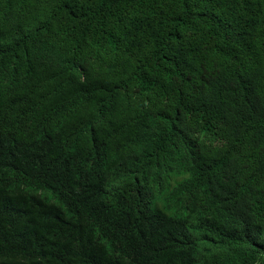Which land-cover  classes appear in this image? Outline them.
I'll use <instances>...</instances> for the list:
<instances>
[{"label": "trees", "instance_id": "1", "mask_svg": "<svg viewBox=\"0 0 264 264\" xmlns=\"http://www.w3.org/2000/svg\"><path fill=\"white\" fill-rule=\"evenodd\" d=\"M5 58L0 264H264V0H0Z\"/></svg>", "mask_w": 264, "mask_h": 264}, {"label": "clouds", "instance_id": "2", "mask_svg": "<svg viewBox=\"0 0 264 264\" xmlns=\"http://www.w3.org/2000/svg\"><path fill=\"white\" fill-rule=\"evenodd\" d=\"M9 59L5 58L2 59L0 61V67L3 65H6L8 63ZM92 133L89 129L87 128H77V129H71V130H67L63 133L57 134V140L58 142L68 148V149H75L79 146H81L86 140H88L91 137ZM135 155H131V153L129 152L128 149H123L119 155L117 156V164H123L126 162H131L132 160H135ZM140 172H136V171H132L130 176H129V181H128V185L133 186L137 181H138V177L137 175ZM177 178V175L173 172H165L164 176H163V181L165 184L167 185H172L174 180ZM111 199L114 203V199H115V193L111 195ZM127 212H124V215ZM188 215L185 216H181V218H185Z\"/></svg>", "mask_w": 264, "mask_h": 264}]
</instances>
